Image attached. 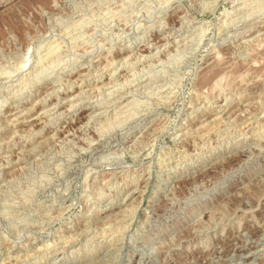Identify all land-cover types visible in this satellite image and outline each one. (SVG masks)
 <instances>
[{
    "label": "rangeland",
    "instance_id": "rangeland-1",
    "mask_svg": "<svg viewBox=\"0 0 264 264\" xmlns=\"http://www.w3.org/2000/svg\"><path fill=\"white\" fill-rule=\"evenodd\" d=\"M0 264H264V0H0Z\"/></svg>",
    "mask_w": 264,
    "mask_h": 264
},
{
    "label": "bare ground",
    "instance_id": "bare-ground-1",
    "mask_svg": "<svg viewBox=\"0 0 264 264\" xmlns=\"http://www.w3.org/2000/svg\"><path fill=\"white\" fill-rule=\"evenodd\" d=\"M183 28V27H182ZM180 40V39H179ZM184 41V40H183ZM213 69V68H212ZM86 70V69H85ZM211 73V72H210ZM206 74V73H205ZM79 75V74H78ZM211 75V74H210ZM73 82H74V80H73ZM108 84V83H107ZM105 85V84H104ZM77 88V87H76ZM55 89V88H54ZM54 89H53V91H54ZM112 89V88H111ZM75 96H76V94H75ZM74 96V97H75ZM80 102V101H79ZM67 104V103H66ZM72 104V103H71ZM77 104V103H76ZM74 105V104H73ZM52 106V105H51ZM248 107V106H247ZM47 108V107H46ZM44 109V108H43ZM43 109H41V110H43ZM50 109V108H49ZM70 110V109H69ZM230 110V109H229ZM243 110H245V109H243ZM233 111V110H232ZM66 112V111H65ZM77 112V111H76ZM221 112V111H220ZM245 112V111H244ZM47 113V112H46ZM18 115V114H17ZM210 115V114H209ZM240 115H242V114H240ZM225 116V115H224ZM233 116V115H232ZM34 117V116H33ZM59 117V116H58ZM215 117H217V116H215ZM210 121V120H209ZM212 121V120H211ZM220 121V120H219ZM10 123V122H9ZM183 126V125H182ZM248 126V125H247ZM30 128V127H29ZM246 128V127H245ZM182 132V131H181ZM180 133V132H179ZM50 134V133H49ZM183 134V133H182ZM181 134V135H182ZM48 136H50V135H48ZM45 138V137H44ZM39 140V139H38ZM33 145V144H32ZM20 150V149H19ZM30 150V149H29ZM41 150V149H40ZM18 151V150H17ZM24 152V151H23ZM13 155V154H12ZM11 156V155H10ZM22 156V155H21ZM20 156V157H21ZM74 169V168H73ZM140 188V187H139ZM136 189V188H135ZM141 189V188H140ZM139 190V189H138ZM129 194V193H128ZM127 194V195H128ZM138 195V194H137ZM126 196V195H125ZM123 200V199H122ZM132 200V199H131ZM122 203V202H121ZM137 206V205H136ZM125 210V209H124ZM128 212V211H127ZM122 213V212H121ZM123 215V214H122ZM124 216V215H123ZM117 219V218H116ZM123 219V218H122ZM114 221L113 222H115V219H113ZM117 221V220H116ZM46 226V225H45ZM89 228V227H88ZM35 229V228H34ZM43 229V228H42ZM245 233H246V231H245ZM106 234V233H105ZM104 235V234H103ZM232 235V234H231ZM236 236V235H235ZM243 236H244V234H243ZM242 236V237H243ZM250 237V236H249ZM255 238H256V236H255ZM73 239V238H72ZM65 240V239H64ZM244 242V241H243ZM252 242V241H251ZM71 243V242H70ZM73 243V242H72ZM48 246H49V244H48ZM75 246V245H74ZM250 246V245H249ZM10 248V247H9ZM33 249V248H32ZM61 251V250H60ZM232 251V250H231ZM26 253V252H25ZM28 253V252H27ZM233 253V252H232ZM231 253V254H232ZM8 257V256H7ZM218 257V256H217ZM24 259V258H23ZM203 260V259H202ZM212 260V259H211ZM215 260V259H214ZM201 261V260H200Z\"/></svg>",
    "mask_w": 264,
    "mask_h": 264
}]
</instances>
